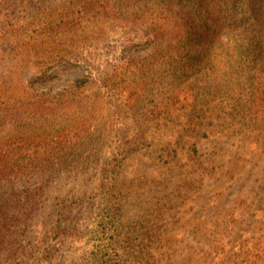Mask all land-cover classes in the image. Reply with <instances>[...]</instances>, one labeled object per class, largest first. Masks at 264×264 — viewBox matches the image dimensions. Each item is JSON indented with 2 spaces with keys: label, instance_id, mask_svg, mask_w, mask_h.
Masks as SVG:
<instances>
[{
  "label": "rangeland",
  "instance_id": "1",
  "mask_svg": "<svg viewBox=\"0 0 264 264\" xmlns=\"http://www.w3.org/2000/svg\"><path fill=\"white\" fill-rule=\"evenodd\" d=\"M245 8L0 0V101L21 110L0 118V185L25 200L48 184L39 243L24 237L14 264H139L146 244L171 264H264V53L236 65L235 36L191 35L205 9L213 27L238 24ZM103 180L121 208L112 244L113 228L101 237L97 227Z\"/></svg>",
  "mask_w": 264,
  "mask_h": 264
},
{
  "label": "trees",
  "instance_id": "2",
  "mask_svg": "<svg viewBox=\"0 0 264 264\" xmlns=\"http://www.w3.org/2000/svg\"><path fill=\"white\" fill-rule=\"evenodd\" d=\"M244 3L247 17L236 25H215L210 27L207 19L210 20V18H212L213 11L209 9H205L204 16L200 14L199 20H202L203 23L199 25L196 19L192 21L193 28L200 26V34L194 30H192L191 33L192 37L198 38V40H202L204 37L218 39L224 35L229 36V34L235 36V49L238 50L240 54V62L236 61V65L246 61L251 63L253 60H248V56L251 55V58H255L264 53V2L244 0ZM185 12H188L190 15L192 11L186 10ZM178 15L179 13H175L174 18H179ZM190 17L193 18L194 14H191ZM213 22L218 23V21ZM160 28L161 27L156 31L155 37L167 33V26H162V28ZM207 53V50H204L203 54L205 55ZM233 67L231 63L229 68ZM78 81H82V78H79L77 82ZM57 96L63 99L64 96L66 97L68 95L61 92L58 93ZM262 101L263 99H261V102ZM1 110H3L2 113ZM12 111L13 110L9 107V103L0 101V118L10 115ZM13 112L21 114V110L19 109H15ZM193 150L194 152L196 151L195 149ZM114 173L115 171L113 168L110 169L109 172L105 171L103 179H113L112 176ZM47 187V183H39L32 186L28 191V198L22 200L14 196L15 191H17L15 185L12 183H7L4 186L0 185V264H14V262L17 263L19 261L18 257L26 247L24 237H28V234L32 233L31 238L28 239L29 242L38 245L39 241L33 235L38 236L40 231L44 229V219L38 214V209L41 195L45 193ZM112 187H114V185L108 181L103 180L101 183L102 207L97 217V227L98 230H100L101 237L109 234L110 229L113 228L111 235H108V244L119 242L122 238V232L118 229L120 226V221L118 220L121 208L117 207V201H114L108 196ZM56 214V223H53L51 227L53 231L62 228L60 216H62L63 212L61 208L56 210ZM139 237L142 241L148 242H161L163 239L161 233H152L149 231H142ZM152 252L153 251L148 248L147 244L139 247V264H171L172 257L170 254L165 253L166 250L159 251V254L162 253V257L161 255L152 254ZM18 264H21V262Z\"/></svg>",
  "mask_w": 264,
  "mask_h": 264
}]
</instances>
